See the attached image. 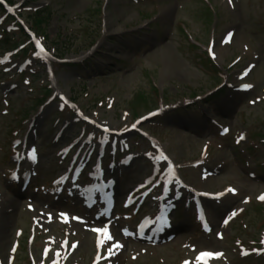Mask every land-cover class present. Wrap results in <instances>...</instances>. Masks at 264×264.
<instances>
[{
	"label": "rangeland",
	"instance_id": "1",
	"mask_svg": "<svg viewBox=\"0 0 264 264\" xmlns=\"http://www.w3.org/2000/svg\"><path fill=\"white\" fill-rule=\"evenodd\" d=\"M12 2L15 3L12 9L18 20L27 30H34L49 54L71 61L54 66L55 88L73 99L76 108L96 123L90 127L77 122L72 112L57 103L43 107L44 126L38 128L43 135L37 139L40 163L33 184L47 183L59 173L62 165L55 158V150L45 142V135L53 125L67 123L65 133L72 137L80 135L84 142L98 144L105 138L110 143H120L121 139L111 135L104 137L96 127L100 129L102 125L111 130H126L134 119L162 103L167 104L170 108L164 115L141 128L164 146L182 168L185 180L201 190L219 191L226 186L234 187L239 196L225 201L221 211L227 206H240L241 198H249L250 202L244 205V212L232 227L219 229L216 226L213 233L204 236L194 224L189 233L177 235L170 242L154 247L122 238L113 228L114 241H119L123 247L120 264H183L185 260L194 264V253L201 249L224 253L223 259L212 260L211 264H264L262 260H241L233 244L235 240L242 244L256 240L264 229V206L258 207L253 202L255 196L264 191V0H231V3L229 0ZM207 4L213 12L208 10ZM43 9L50 15L46 21L40 12H35ZM6 17L0 10V195L14 198L6 188V170L12 150L10 143L13 139H23L29 121L42 105L39 99L44 100L51 91L42 96L43 88L47 91L50 88L42 61L30 55L16 58L20 47L11 51L22 43L23 48L28 46L30 40L26 42L27 38L15 28V22ZM3 31L8 34L3 36ZM229 31L233 32L232 38L229 42H222ZM210 40L214 43L213 65L206 59L205 48L211 45ZM94 43L92 51L86 52ZM248 64H252L250 73L239 74ZM21 72L26 74L19 76ZM222 77L230 78L231 83L244 79L253 86L250 93L237 97L224 119L229 135L220 139L217 131L205 123L192 130H183L180 125L187 119L203 120L205 115L202 113L217 117L221 108H225L226 90L217 97L206 98ZM4 85H14L7 97L1 92ZM196 97L201 101L183 107L188 99ZM256 98L258 101L255 102ZM250 101L254 104L250 105ZM172 106L177 108L171 109ZM2 111L6 114L3 115ZM242 133L248 139L242 144L250 145L253 151L249 158L240 154L237 159L238 150L246 146L239 144L236 147L233 139ZM135 136L127 138V144L133 147L130 155L141 156L148 149V144ZM109 162L106 160L105 164ZM137 162L121 177L130 179L122 189L142 179L146 164L142 160ZM218 162L225 166L219 173L209 176L206 170H211ZM194 164L198 165L193 167ZM247 166H254L249 171L256 173L255 180L247 177ZM52 171L55 173H47ZM37 193L41 194V191ZM28 198L19 199L15 211H9L13 218L12 226L8 230L6 244L0 242L3 264H9V258L12 259L11 264H30L31 261L35 264L94 262L93 236L86 230V225L62 223L60 213L45 208L46 202L40 196L38 202H26ZM68 205L76 207L71 201ZM30 206L33 210H29ZM149 208L150 203L145 209ZM184 208L185 202L174 222L189 227L190 220L185 216ZM207 213L210 221L216 224L220 218L218 213L212 209ZM36 214L41 217L38 221ZM124 223L120 222L119 226ZM218 233H221L222 240L217 238ZM30 236L34 238L30 240ZM65 240L67 245L61 247ZM73 242H78L75 248L71 247ZM112 243L107 242V249ZM57 250L59 256L55 255ZM131 254L137 259L130 260Z\"/></svg>",
	"mask_w": 264,
	"mask_h": 264
},
{
	"label": "snow or ice",
	"instance_id": "2",
	"mask_svg": "<svg viewBox=\"0 0 264 264\" xmlns=\"http://www.w3.org/2000/svg\"><path fill=\"white\" fill-rule=\"evenodd\" d=\"M229 3H231V0H229ZM8 11L10 12V11H12V9H11V8H8ZM231 36H232V33H231V32L227 33L226 37L223 39L222 42H225V43H226V42H229ZM36 44H37V46L39 47V46H40V41L37 40V41H36ZM209 51H210V54L213 56V58H215V53L211 50V48L209 49ZM42 52H44V49H43V47H40V52H37V53H34V54L37 55V56H40V53H42ZM243 87H244L245 89H248V88H251L252 85H250V84H244ZM132 127H135V124H133ZM107 130H108V129L105 128V131H107ZM223 131H224L225 133H227V132H228V129H227V128H224ZM240 138L243 139V136H241ZM28 155H29V157H30L33 161H35L36 156H35V150H34V149H33L32 152H30ZM164 159H167V157H164ZM15 178H16V174L13 173V179H15ZM63 179H64V178L62 177V178H61V182L63 181ZM225 191H226V192H233V193H234L236 190L233 189V188H228V189H226ZM223 194H224V193H220V194H218V195H223ZM257 198H258L259 200H261V201H264V194L259 195ZM245 202H247V200H246ZM89 207H91V205H89ZM104 214H105V213H103V212L100 213V215H104ZM59 215H60L61 217H66V214H65V213H60ZM235 215H236V212L233 211V212L231 213V215L229 216L228 219H230L232 216H235ZM72 219H73V220H80L79 217H72ZM161 219H163V217H161ZM200 219H201V220H204V216H203L202 213H201V215H200ZM228 219H225V220L223 221V223H224V224H227V223H228ZM81 223H83L82 220H81ZM204 228H205L206 231H210L209 226H208L207 223L204 224ZM91 231H93V232H95V233L98 234V236H97V247H98V248H99L100 245L104 244L105 240H107V241H113V243L111 244V246H109L108 249H107V252H108L109 255L114 254V253H113V248H119V247L122 246V245L119 244V241H114V238L109 234L107 224H104L103 227L92 228ZM123 231L127 234V229H123ZM217 235L219 236L220 234L218 233ZM77 243H78V242H73L72 245H71V247H72V248H75V247L77 246ZM261 243H264V240H262ZM66 245H67V240H65V241L62 242L61 247H64V246H66ZM12 250L15 251V246H13V249H12ZM47 254H48V248L46 247V249H45V255H47ZM55 255H56V256H59V255H60L59 250H57V252L55 253ZM220 256H222V253H220V252L201 251V252L197 253V255H196V257H195V262H194V264H200L201 261H204L205 264H207V259H208V258H213V257L218 258V257H220ZM101 258H102V257H101V256L99 255V253H98V254H97V257H96V261L98 262ZM53 264H56V262L53 261ZM183 264H190V262H189L188 260H185V261H183Z\"/></svg>",
	"mask_w": 264,
	"mask_h": 264
},
{
	"label": "bare ground",
	"instance_id": "3",
	"mask_svg": "<svg viewBox=\"0 0 264 264\" xmlns=\"http://www.w3.org/2000/svg\"><path fill=\"white\" fill-rule=\"evenodd\" d=\"M17 206L15 200L8 197H2L0 202V242L6 244L8 230L12 226V215L9 214L10 209L14 210Z\"/></svg>",
	"mask_w": 264,
	"mask_h": 264
}]
</instances>
